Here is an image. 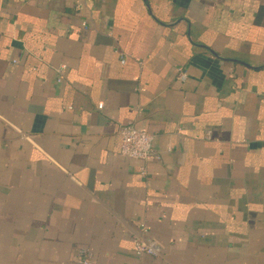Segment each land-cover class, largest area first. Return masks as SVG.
<instances>
[{
  "label": "crops",
  "instance_id": "obj_1",
  "mask_svg": "<svg viewBox=\"0 0 264 264\" xmlns=\"http://www.w3.org/2000/svg\"><path fill=\"white\" fill-rule=\"evenodd\" d=\"M86 259L264 264V0H0V264Z\"/></svg>",
  "mask_w": 264,
  "mask_h": 264
},
{
  "label": "built area",
  "instance_id": "obj_2",
  "mask_svg": "<svg viewBox=\"0 0 264 264\" xmlns=\"http://www.w3.org/2000/svg\"><path fill=\"white\" fill-rule=\"evenodd\" d=\"M102 108V106H99ZM119 135L121 138L120 154L135 160H148L152 156L154 137L134 126H123ZM209 135V134H208ZM134 252L137 257L157 256L159 253L155 241L147 238L146 232H141L134 238ZM90 258V256H89ZM81 264H94L90 260H81Z\"/></svg>",
  "mask_w": 264,
  "mask_h": 264
}]
</instances>
